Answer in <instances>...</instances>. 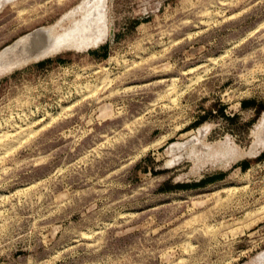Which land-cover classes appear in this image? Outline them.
I'll use <instances>...</instances> for the list:
<instances>
[{
  "label": "rangeland",
  "instance_id": "1",
  "mask_svg": "<svg viewBox=\"0 0 264 264\" xmlns=\"http://www.w3.org/2000/svg\"><path fill=\"white\" fill-rule=\"evenodd\" d=\"M73 23L0 74V264H264V0H0V52Z\"/></svg>",
  "mask_w": 264,
  "mask_h": 264
},
{
  "label": "water",
  "instance_id": "2",
  "mask_svg": "<svg viewBox=\"0 0 264 264\" xmlns=\"http://www.w3.org/2000/svg\"><path fill=\"white\" fill-rule=\"evenodd\" d=\"M67 44H57L50 33L38 28L15 40L0 52V74L33 61H41L62 52ZM96 48V47H95ZM88 48L86 50H89ZM264 256L261 261L263 262Z\"/></svg>",
  "mask_w": 264,
  "mask_h": 264
},
{
  "label": "bare ground",
  "instance_id": "3",
  "mask_svg": "<svg viewBox=\"0 0 264 264\" xmlns=\"http://www.w3.org/2000/svg\"><path fill=\"white\" fill-rule=\"evenodd\" d=\"M86 2H84V3L86 4ZM96 2H98V1H96ZM94 3H95V1H94ZM91 5H92V8L89 10H92L95 8L97 9V7L93 8V4H91ZM86 8H85V10H87ZM80 9H83L82 6L79 7V10ZM76 23L71 24L69 27L63 29L62 31H59V30L52 31L53 29H51L50 34L53 37L54 41L57 44H59V43L60 44H63V43L67 44L66 50L67 49L82 50V49H86V48L91 47V46H95L99 43L100 38L97 37V35L95 36L93 33H90L91 31L90 32L88 31V28H89L88 26L80 25V24H76ZM63 50H65V49H63ZM261 123L262 124L264 123V114H263ZM258 144L261 146H264V137H262V136L259 137ZM263 256H264V254L261 256L259 255L257 257V261H261Z\"/></svg>",
  "mask_w": 264,
  "mask_h": 264
},
{
  "label": "trees",
  "instance_id": "4",
  "mask_svg": "<svg viewBox=\"0 0 264 264\" xmlns=\"http://www.w3.org/2000/svg\"><path fill=\"white\" fill-rule=\"evenodd\" d=\"M218 177H219V176H218ZM218 177L215 176V177L209 178L207 181L215 180V179L218 178ZM182 187H184V186H182Z\"/></svg>",
  "mask_w": 264,
  "mask_h": 264
}]
</instances>
